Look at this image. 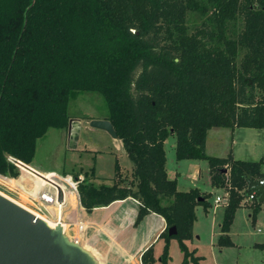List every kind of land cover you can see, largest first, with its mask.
<instances>
[{
    "label": "trees",
    "instance_id": "obj_1",
    "mask_svg": "<svg viewBox=\"0 0 264 264\" xmlns=\"http://www.w3.org/2000/svg\"><path fill=\"white\" fill-rule=\"evenodd\" d=\"M189 13L204 18L192 34ZM82 93L104 99V120L133 164L129 186L117 160L109 185L93 183L94 167L85 173L84 210L132 198L134 226L151 213L165 221L159 264H169L172 239L182 264H199L186 242L210 194L167 179L164 144L174 137L177 161H206L211 186L229 188L218 246H233L230 227L248 184L264 178V159L209 157L205 142L212 128L264 131V0H0V174L18 176L9 157L30 165L49 129H67ZM259 210L255 200L253 219ZM140 260L157 263L152 247Z\"/></svg>",
    "mask_w": 264,
    "mask_h": 264
},
{
    "label": "rangeland",
    "instance_id": "obj_2",
    "mask_svg": "<svg viewBox=\"0 0 264 264\" xmlns=\"http://www.w3.org/2000/svg\"><path fill=\"white\" fill-rule=\"evenodd\" d=\"M203 20L204 18L200 15L189 13L186 24L189 33H194L196 29L200 27ZM241 26V23L238 22L235 26V31H239ZM107 114L108 111L105 101L100 95L95 93L76 94L68 107V115L72 120L70 131L68 128L63 130L49 129L47 133L37 141L36 152L32 163L30 165H25L35 168V170L41 174H57L61 178L58 182L68 195L69 191L73 193L74 191L70 189L64 179L73 181L75 180V175H79L78 179L82 181L84 179V174L87 173L90 175L91 168L93 167L96 169V179L93 180L95 185L111 184V179L114 176V162L117 160L120 175L125 181L123 185L129 186V183L132 181L133 171V168L130 170V167L133 166V164L129 161L122 146H120L121 150L119 146H116L119 150L116 149L115 145H120V141L115 142L118 139L114 140L108 134L99 130L83 127L84 125L88 126L91 120H104ZM214 131H219L218 133L223 135L219 142L220 148L227 146L228 142L232 140L230 138H233V140L238 143L237 149L241 158H250L256 161H259L261 158L264 159L263 134L258 130L250 128L236 129L232 135L230 132L231 129H213L209 134L212 142ZM164 145L167 159V167L165 169L179 174L178 178L181 179L180 182L186 181L184 176L188 172L190 162L188 160H176L174 137H169ZM262 170L264 173V166ZM186 183L189 184V179ZM37 186L38 180L36 178L20 170L16 177L0 174V192L5 194L8 198L13 199L16 203L39 214L42 220H44L43 217H46L40 214L39 209H37L38 205L31 200L38 189ZM182 188L183 187H181V189ZM219 190L222 196L228 194V191L224 188L209 190L211 194L208 201L213 207L215 205L213 200L218 192H220ZM253 203L254 201L243 204V199L241 200L240 208L236 211L229 230V238L233 243L231 247L218 246L220 230L217 224L221 223L224 212V208L221 204L217 205L219 209H214L212 207L215 211L214 217L211 216V218H214L212 224L208 225L199 219V224L196 228H200V237L197 239L195 236L193 240L189 241V244L187 243L189 251H194V257L200 259L199 264H264V250L256 247L257 245L264 244V204L260 205V210L253 219L251 215ZM162 204H165L164 201ZM47 212L49 213L47 219L55 221V206H51ZM62 212L61 218L64 222L65 218L62 216ZM68 213L69 211L67 214ZM197 214H199L200 218V210ZM49 226L53 227L50 224ZM73 227L71 226L66 231V234L69 236L68 238L71 240L74 237L72 232ZM211 227L213 228L212 230L210 229ZM162 240L163 239L154 246L157 258L160 256L159 252L164 243V240ZM169 256L171 259L169 264H182V253L178 247L177 241L174 239L169 242ZM94 258L97 264H100L96 257ZM118 264H138V262L125 259L120 263L118 262Z\"/></svg>",
    "mask_w": 264,
    "mask_h": 264
},
{
    "label": "crops",
    "instance_id": "obj_3",
    "mask_svg": "<svg viewBox=\"0 0 264 264\" xmlns=\"http://www.w3.org/2000/svg\"><path fill=\"white\" fill-rule=\"evenodd\" d=\"M83 127L87 128L89 127V125L88 126L84 125ZM81 128H82V124H81ZM213 129L228 130L226 128H212L207 132V137L205 142V153L207 156L226 158L230 154L234 160L256 161L253 159L251 160L250 158H241L240 157L241 155L239 154V151L237 149L238 143L235 142L233 138H230L232 140L231 142H228L227 146L220 148L219 142H220V138L223 135L221 133H218L219 131H214V135L212 137L213 142H212L210 140L209 134ZM236 129H245V128H235L234 130H231L230 132L232 133V135L234 134ZM259 132L263 134V142H264V131H259ZM117 141L119 140H116L115 142ZM166 142L167 140L165 141V143ZM116 146H119L120 149L121 148L120 146H122L121 142L120 145L116 144L115 147ZM116 149L118 148L116 147ZM188 161L190 162V164L188 166L189 167L188 172L184 177L186 181L189 179V184L186 183V181L180 182L181 179L178 178L179 174L168 171L166 169L167 179L170 181L175 180L177 191L187 192L190 189H198L202 193L211 194L209 190H213L216 188H213L210 183L208 163L204 160H188ZM166 167H167V159H166L165 168ZM132 168L133 166L130 167V170H132ZM94 173L96 174L95 168H94ZM181 187L183 188L181 189ZM0 194L8 198L5 194L1 192ZM217 196H222L221 191L218 192ZM8 199L15 202L11 198ZM22 207L27 209L24 206ZM212 207L213 206L210 203V207L206 210H204L201 206H197L195 208L196 221L194 222L192 229L193 238L196 236L197 239H199L200 237L199 236L200 228H196L197 225L199 224V219H201L202 222H205L208 225L212 224V222L214 221V218H211V216L214 217L215 215L214 209L218 208V206L214 205L213 207L214 209H212ZM222 207L224 208L223 205ZM138 208H139V204L136 200L132 198H127L125 200L115 201L106 207L95 208L90 213H86V211L80 204L79 196L77 192L73 193L69 191V194L68 195L66 194L65 196V203L62 207L63 209L62 216H64L65 218L64 222L66 223V231L71 226L72 227L74 226L72 231L74 237L72 238V240L77 238L78 241L80 242L79 244L87 251H89L94 257H96V259L100 264H118V262L120 263L125 259L126 260L129 259L133 262L137 261L138 264H141L140 258L142 254L150 247H152L154 257L157 260L156 264H159L158 261L159 258L156 257L157 255L154 246L161 240L159 236L165 230L166 227L165 221L161 216L151 213L145 216L137 226H134ZM27 210L31 212L33 215L42 219L39 214L33 212L30 209ZM199 210L201 212L200 218H199V214H197ZM68 211L69 213L67 214ZM43 219H44L43 221H45L48 225L50 224L53 227L56 226L55 221H51L44 217ZM78 222L84 225V229L82 232H77L76 230L75 224ZM220 224L221 223L217 224L219 230H220ZM210 229L212 230L213 228L211 227ZM66 236L69 237L67 234ZM187 243L189 244V241L186 242V245ZM163 246L164 243L161 247L159 255L162 252Z\"/></svg>",
    "mask_w": 264,
    "mask_h": 264
},
{
    "label": "water",
    "instance_id": "obj_4",
    "mask_svg": "<svg viewBox=\"0 0 264 264\" xmlns=\"http://www.w3.org/2000/svg\"><path fill=\"white\" fill-rule=\"evenodd\" d=\"M72 120L68 129H71ZM91 129L103 131L112 139L117 135L107 120H91ZM226 173V170L223 171ZM258 194V204H264V186L248 184L247 191ZM201 200V199H199ZM62 201L61 196L58 202ZM176 235V228L168 229ZM0 264H97L94 256L80 244L69 239L60 224L50 227L21 205L0 194Z\"/></svg>",
    "mask_w": 264,
    "mask_h": 264
},
{
    "label": "built area",
    "instance_id": "obj_5",
    "mask_svg": "<svg viewBox=\"0 0 264 264\" xmlns=\"http://www.w3.org/2000/svg\"><path fill=\"white\" fill-rule=\"evenodd\" d=\"M9 162L12 163L18 170L26 173L27 175H30L31 177H34L36 179H39L40 181L38 182V189L36 193L32 196L33 198L31 199L34 203L38 205L37 209H39L40 214L48 218L49 213L48 208L51 206H55L56 208V216H55V222L56 224H60L63 232L65 233L66 231V223L63 222L61 218V212H62V207L65 203V196L66 193L64 191V188L61 186V184L58 182L61 180V178L55 174L51 173L52 177L50 179H44L43 175L37 172L34 168H29L25 163L14 159L12 157L8 158ZM65 183L68 184L70 189L74 192H77V185L79 182H81L80 179H75L73 181H70L69 179H64ZM259 185L264 186V179H261L257 182ZM240 194L243 193V191L239 192ZM229 194H225L224 196H216L214 199V204L216 205H225L228 199ZM61 196L62 201L59 203L58 202V197ZM258 199V194L252 190V192L247 195L243 196V204L257 201ZM77 232H82L84 229V225L80 222L75 224ZM73 241L77 244H79V241L77 238L73 239Z\"/></svg>",
    "mask_w": 264,
    "mask_h": 264
},
{
    "label": "bare ground",
    "instance_id": "obj_6",
    "mask_svg": "<svg viewBox=\"0 0 264 264\" xmlns=\"http://www.w3.org/2000/svg\"><path fill=\"white\" fill-rule=\"evenodd\" d=\"M29 168H32L31 166H28ZM41 174V173H40ZM44 179H50V177H52V174L51 173H47V174H42ZM38 182L40 181L39 179H37Z\"/></svg>",
    "mask_w": 264,
    "mask_h": 264
}]
</instances>
